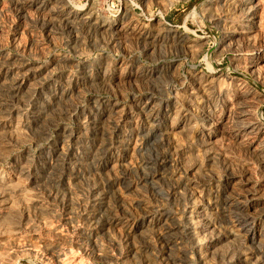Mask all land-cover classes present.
Returning <instances> with one entry per match:
<instances>
[{
  "label": "rangeland",
  "instance_id": "1",
  "mask_svg": "<svg viewBox=\"0 0 264 264\" xmlns=\"http://www.w3.org/2000/svg\"><path fill=\"white\" fill-rule=\"evenodd\" d=\"M0 264H264V0H0Z\"/></svg>",
  "mask_w": 264,
  "mask_h": 264
},
{
  "label": "bare ground",
  "instance_id": "2",
  "mask_svg": "<svg viewBox=\"0 0 264 264\" xmlns=\"http://www.w3.org/2000/svg\"><path fill=\"white\" fill-rule=\"evenodd\" d=\"M194 229V228H193Z\"/></svg>",
  "mask_w": 264,
  "mask_h": 264
}]
</instances>
